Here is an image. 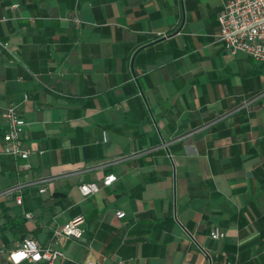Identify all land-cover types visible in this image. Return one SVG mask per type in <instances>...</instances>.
Listing matches in <instances>:
<instances>
[{"label": "crops", "instance_id": "0c3cea01", "mask_svg": "<svg viewBox=\"0 0 264 264\" xmlns=\"http://www.w3.org/2000/svg\"><path fill=\"white\" fill-rule=\"evenodd\" d=\"M224 1L0 0V147L15 102L34 148L0 152V264L77 214L55 264H264V62L226 52Z\"/></svg>", "mask_w": 264, "mask_h": 264}, {"label": "built area", "instance_id": "2783aa9c", "mask_svg": "<svg viewBox=\"0 0 264 264\" xmlns=\"http://www.w3.org/2000/svg\"><path fill=\"white\" fill-rule=\"evenodd\" d=\"M14 6V5H13ZM73 20L79 23L78 16H73ZM219 23L218 38L224 44L226 52L236 55L239 52L247 53L254 59L264 62V0H225L222 9L217 15ZM0 45L6 46V42L0 41ZM27 98L23 96V100ZM2 117L6 124L2 137L0 152L13 156L28 158L34 148L24 142L25 120L20 115L15 102L8 103L2 110ZM103 139L105 133L103 132ZM21 169L30 167L28 162L19 166ZM116 179L113 173L107 174L102 179V185H109ZM51 180L50 177H40L37 181L42 184L39 191L46 189V184ZM20 183H16L0 190V198L5 195H12L17 203H21ZM82 195L96 193L100 189V184L95 181H82L78 185ZM117 217H123L125 212L121 209L115 212ZM26 216L31 217V212H26ZM84 216L77 214L66 222L53 229L47 245H42L33 237L22 238L19 244L11 249L7 254V259L12 264L28 262V264H55L64 256L61 249L62 243L68 239H79L82 236V225ZM209 235L212 238L220 239L225 232L219 227L214 226ZM122 260H116L115 264H122ZM83 264H102L94 259H87Z\"/></svg>", "mask_w": 264, "mask_h": 264}]
</instances>
